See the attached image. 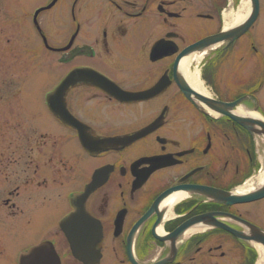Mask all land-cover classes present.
Returning a JSON list of instances; mask_svg holds the SVG:
<instances>
[{"label":"flooded vegetation","instance_id":"obj_1","mask_svg":"<svg viewBox=\"0 0 264 264\" xmlns=\"http://www.w3.org/2000/svg\"><path fill=\"white\" fill-rule=\"evenodd\" d=\"M225 1L58 0L55 7L64 2L58 20L66 30L54 48L60 56L57 65L67 67L58 81L77 70L88 75L67 91L68 112L88 127L86 135L93 140L153 128L129 146L90 154L78 131L57 119L42 99L37 101L27 129L43 121L41 128L22 133L23 147L13 141L7 156L0 149V220L10 226L24 215L27 192L37 195L36 206L49 200L64 207L46 223L38 243L12 254L1 241L3 264H19L20 252L42 243L51 245L60 264L263 263L262 244L251 235L261 230L264 236L259 219L264 211L256 212L264 199L226 206L202 190L229 191L241 184L254 163L252 142L230 121L200 114L181 89L182 83L191 87L187 71L176 67L183 50L219 32L218 11ZM35 33L38 48L47 50V35ZM85 34L96 36L94 46L80 47ZM159 44L161 56H152ZM108 67L119 74L134 72L136 78L117 77ZM100 82L121 92L143 93L157 86L158 92L125 103ZM75 100L103 101L105 110L96 111L100 117L92 113L91 120L83 119ZM192 113L195 120L190 119ZM49 119L55 125L47 126ZM95 173L101 182L85 195ZM50 187L54 190L46 195ZM68 216L73 222L64 228L61 222Z\"/></svg>","mask_w":264,"mask_h":264},{"label":"rangeland","instance_id":"obj_2","mask_svg":"<svg viewBox=\"0 0 264 264\" xmlns=\"http://www.w3.org/2000/svg\"><path fill=\"white\" fill-rule=\"evenodd\" d=\"M45 4V0H0V149H5L6 156L13 141L16 142L17 147H23V134L30 135V130L41 128L43 121L41 124L36 122L37 124L31 129H27L30 127L27 125L33 122L35 112L32 111L37 110L36 102L42 99L43 94L67 70V67L57 65L60 56L44 48L43 50L38 49L40 38L32 26L31 14L36 8ZM63 4L64 2L59 3L50 12L38 18L39 24L42 25V32L47 35L50 40H48L49 44L53 47L61 43L66 30L64 22L58 20L63 13ZM261 8L256 24L245 37L237 42L233 59H229L220 70L217 88L221 99L231 100L236 92L245 91L248 86L260 85L256 96L262 108L261 112L264 114V0H261ZM208 24L211 23L208 22ZM213 30H216V26ZM95 38L93 34H85L80 39V47L94 46ZM77 45L79 46V39ZM133 54L135 55V51ZM109 70L117 77L129 80L136 78V75H133L134 72L119 74L113 68ZM8 95L11 97L8 98ZM76 101L74 104L76 103L83 119L91 120L92 113L100 117V113L96 111L105 110L102 108L105 106L103 101L92 100L86 104ZM35 119H42V117ZM190 119L195 120L193 113ZM48 121L47 126L55 125L54 121L50 119ZM24 126L26 128H23ZM40 132L47 131L41 129ZM31 135L39 138V134L31 133ZM239 148L242 149V146L239 145ZM244 156L246 157L245 153ZM77 164L79 166L78 162ZM75 166L77 170L78 166L76 164ZM16 172L18 174L19 169ZM69 181V178L64 179V183ZM52 190L54 187L46 188L47 193L45 194L51 195ZM36 196L32 192L25 194V213L15 218L13 223L9 222L10 226L0 220V242L7 243L12 249V254L33 243H38L42 238V230H45L46 223L55 220L64 207L61 203H58L59 207H57L49 200L36 206L34 204L38 199ZM262 210L264 211V204L256 212ZM259 219L264 225V214ZM0 264H3L2 258Z\"/></svg>","mask_w":264,"mask_h":264},{"label":"water","instance_id":"obj_3","mask_svg":"<svg viewBox=\"0 0 264 264\" xmlns=\"http://www.w3.org/2000/svg\"><path fill=\"white\" fill-rule=\"evenodd\" d=\"M249 1L251 4V10L248 18L244 22L230 29H227L220 35L211 36L200 41L196 45L189 48L187 51L183 52L181 56L189 57L195 53H200L202 51L214 52L220 46L227 45L229 42H233L234 40L242 36L256 21L259 14V0ZM67 90L68 88L66 89V91ZM183 91L186 94L187 98L195 106V108L198 109L201 113L206 115H210L211 113H213L219 117H227L246 129L258 144L261 155L264 157V120L259 114L258 105L255 100L254 106L249 107L245 105V101L250 100L249 97H243L234 102L225 103L202 96L196 91L187 87H185ZM108 141L110 142L107 143L114 144V140ZM207 194L209 197H212L211 199L217 200L218 202L226 205L248 203L264 198V184L246 193H225L208 190ZM209 221H212V219L209 218ZM260 233L261 232L259 231L253 230L251 236L252 238H255V241L262 244L264 250V236ZM237 235L241 236L240 234ZM262 264H264V261Z\"/></svg>","mask_w":264,"mask_h":264},{"label":"bare ground","instance_id":"obj_4","mask_svg":"<svg viewBox=\"0 0 264 264\" xmlns=\"http://www.w3.org/2000/svg\"><path fill=\"white\" fill-rule=\"evenodd\" d=\"M240 4L241 5L237 9V11L232 12V10L230 9L229 12H226L225 17H224L226 27H232L233 25L243 21L246 18L247 12L249 10V3H248V1L244 0ZM52 9H53V7L49 11H51ZM42 14H44V12L39 13L37 15V17L40 18ZM202 57L203 56H201L198 59H197V57H195V58L192 57V59L189 61L188 66H187V67L190 66V68H188L189 70H187L186 73H187V77H188L190 84L193 87L199 89L203 94L209 96L210 93L207 92L199 82L200 69L198 68V66L197 67L194 66V65H199ZM262 158H263L262 160L264 161V157H262ZM256 180H257V182L254 183V181H256ZM263 184H264V166H263L262 171H260L259 177L255 178V179H251L242 189H238L237 192L246 193L249 190L256 189V188L262 186Z\"/></svg>","mask_w":264,"mask_h":264}]
</instances>
